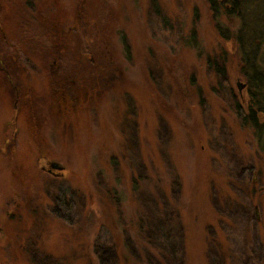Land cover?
<instances>
[{"label": "rangeland", "instance_id": "rangeland-1", "mask_svg": "<svg viewBox=\"0 0 264 264\" xmlns=\"http://www.w3.org/2000/svg\"><path fill=\"white\" fill-rule=\"evenodd\" d=\"M239 1L223 39L207 0H0V216L42 155L75 198L62 221L34 186L0 264H264V127L237 108L264 113V0Z\"/></svg>", "mask_w": 264, "mask_h": 264}, {"label": "flooded vegetation", "instance_id": "flooded-vegetation-1", "mask_svg": "<svg viewBox=\"0 0 264 264\" xmlns=\"http://www.w3.org/2000/svg\"><path fill=\"white\" fill-rule=\"evenodd\" d=\"M0 74H2V76L5 78H12L13 77V75H11L12 71L11 70L9 71L7 69L1 70ZM14 78H17V75L14 76ZM10 94H12V96L15 97L14 91H13V93H10ZM60 96H66V95L61 94ZM66 99H67V96H66ZM13 105H14L15 111L17 112V102L14 101ZM256 116H258V118H259L258 122L262 123V125H264V113L260 111V112L256 113ZM241 119H242V117H241ZM1 122H2L1 125L5 128L6 126L13 125L14 122L17 123L18 121H17V117L14 115V117H9L5 120H1ZM244 122H246V121H244ZM260 129L262 130L263 127ZM5 136H6V134H4L0 130V144H1L0 153H3V154H6L9 152V149H7V146L11 144L10 137H8V136L5 137ZM36 164H37L36 167L34 165L32 167L29 166V168H27L28 171H24L25 170L24 168H21L19 171H17L18 175L15 176V178H13V182H11V186L14 184L18 185V187H16L17 191H12V192L8 191L7 195H10L11 199L7 203V207L4 210L3 214L0 216L1 221L13 220V219L17 218V216L19 215V212H22L24 210V207L28 203L27 201H29L30 196L35 195L33 193V191H34L33 187L34 186H38L39 189L41 190L40 195L43 196L44 198H46L47 201L52 204L51 205L52 207L50 208V210L46 209V211H49V213H51L54 216V218H57V219L62 220V221L63 220L67 221V217L72 215L71 206L73 205L75 198L72 196V192L70 191V188H67V187H64L63 185H58V184H54V186L52 185L54 187L53 190L54 189L57 190L58 194H59L58 197L55 198V201H54V198L52 196H50V192H51L52 187L50 185H45L48 182H45L44 175H42L43 176L42 180L39 177L40 175H34L35 171H38V172H42L43 174H47L48 175L47 177H49V180L50 179L61 180L65 176H67V174H69V171L66 170V168L62 164L59 163V161H57L56 159H52V156L48 157V158H47V156H44V155L38 156V157H36ZM38 174H40V173H38ZM20 179L24 180V182L22 184L19 183ZM34 180L36 181V183H37V181H39L42 184L35 185L36 183L33 184ZM252 180L253 179H251V182H252ZM243 184H244V186L246 185L245 193L247 194V197L243 198V199H246L247 201H245V202H247V203L245 204V206L243 207L242 210H245V212L248 213L249 217H254L252 219H255V218L258 219L256 207H253V204L249 201V195L251 194L250 186L246 182H244ZM252 187H254V186H252ZM261 188L264 190L263 187H260V186L258 187L259 190H261ZM47 190L49 191L48 193L46 192ZM43 197H41V199H43ZM14 201H16V202H14ZM35 201H37V200L35 199ZM248 203H249V205H248ZM74 215L76 216V214H74ZM2 231H3V228L0 227V232H2Z\"/></svg>", "mask_w": 264, "mask_h": 264}, {"label": "trees", "instance_id": "trees-1", "mask_svg": "<svg viewBox=\"0 0 264 264\" xmlns=\"http://www.w3.org/2000/svg\"><path fill=\"white\" fill-rule=\"evenodd\" d=\"M209 4V9L211 11V17L214 22V26L220 36L223 39H229L232 36L230 35L229 29L226 26L225 22L222 21L223 16H239L243 17V12L241 8V2L239 0H207ZM255 77V78H254ZM253 79L262 81V76H257V73L254 72ZM240 117L249 123L255 130L264 127L262 123L258 122L256 111H253V108L249 109L247 113H244L243 109L238 105L237 106ZM261 110V109H260Z\"/></svg>", "mask_w": 264, "mask_h": 264}]
</instances>
